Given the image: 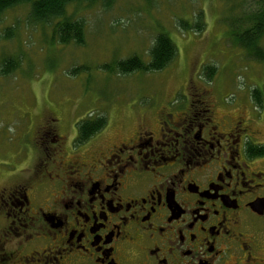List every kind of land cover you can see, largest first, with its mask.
<instances>
[{
  "label": "flooded vegetation",
  "instance_id": "af4514ba",
  "mask_svg": "<svg viewBox=\"0 0 264 264\" xmlns=\"http://www.w3.org/2000/svg\"><path fill=\"white\" fill-rule=\"evenodd\" d=\"M188 89L80 144L46 115L0 185V264H264V113Z\"/></svg>",
  "mask_w": 264,
  "mask_h": 264
},
{
  "label": "rangeland",
  "instance_id": "374dc122",
  "mask_svg": "<svg viewBox=\"0 0 264 264\" xmlns=\"http://www.w3.org/2000/svg\"><path fill=\"white\" fill-rule=\"evenodd\" d=\"M259 4V0H115L109 7L99 0L73 4L67 15L84 22L83 44L51 40V26L28 19V4L4 11L0 63L10 56L18 60V66L0 74V185L24 176L22 170L28 168L35 150L34 131L46 115L60 120L59 132L69 142L76 136L79 120L97 115L107 118L103 135L123 134L134 124L128 116L131 108L175 107L184 92L193 93L186 90L188 84L203 87L210 100L220 103L223 99L231 111L243 107L264 113V62L252 58L231 34L244 28L242 19ZM198 13L204 22L200 32L179 26L181 20L192 23ZM159 32L166 33L176 48L165 68L128 74L103 68L130 55L147 61V51ZM260 45L264 49V36ZM207 66L215 67L211 79L203 69ZM75 68L78 71L72 73ZM255 88L261 93V106L252 98ZM216 105L218 110L225 107Z\"/></svg>",
  "mask_w": 264,
  "mask_h": 264
},
{
  "label": "trees",
  "instance_id": "16d2710c",
  "mask_svg": "<svg viewBox=\"0 0 264 264\" xmlns=\"http://www.w3.org/2000/svg\"><path fill=\"white\" fill-rule=\"evenodd\" d=\"M97 0H0V16L7 9L20 4H28V19L35 24L49 25L52 27L51 40L60 44L73 42L75 44L84 43V22L81 19H74L67 15V8L73 4H92ZM104 7H109L115 0H99ZM259 6L248 13L242 21L246 24L241 31L231 33L236 44L246 50L255 60L264 62V49L260 45V40L264 36V4L259 0ZM194 21H179V26L183 29H190L200 32L204 27L202 13L194 17ZM176 48L170 37L159 32L149 47L148 60L144 61L137 55H130L124 59H119L111 64L103 65L108 71L119 74H128L134 71H159L165 68L173 59ZM18 60L14 57H5L0 63V74L6 75L17 68ZM206 77L211 79L215 73L214 66L203 68ZM78 68L72 70V73ZM254 103L257 106L262 104V96L258 89L251 92ZM106 125L104 116L81 119L76 123V143L80 144L89 139L93 134L101 130Z\"/></svg>",
  "mask_w": 264,
  "mask_h": 264
}]
</instances>
